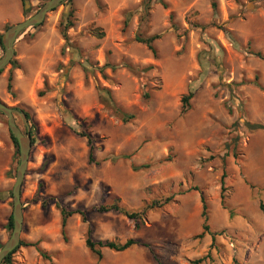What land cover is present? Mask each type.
<instances>
[{"label": "rangeland", "instance_id": "1", "mask_svg": "<svg viewBox=\"0 0 264 264\" xmlns=\"http://www.w3.org/2000/svg\"><path fill=\"white\" fill-rule=\"evenodd\" d=\"M0 1L6 2L0 5L3 33L46 0H28L26 13L21 0ZM145 2H64L15 41V54L0 75V99L29 113L35 139L22 186L21 240L38 241L49 258L21 246L13 264H193L207 254L202 264H264V129L253 127H264V60L251 53H264V0H151L142 24ZM71 10L73 24L64 35ZM97 28L102 36L95 35ZM138 30L161 34L157 58L135 40ZM123 60L144 70L100 73L104 63ZM10 69L12 93L6 87ZM96 83L110 88L136 118L123 123L100 101ZM188 91L194 92L191 108L182 112ZM16 118L24 130L18 112ZM83 128L96 136L97 163L88 162L87 141L77 134ZM18 161L7 118L0 115V248L11 233L9 191ZM143 164L148 167L136 169ZM223 172L227 208L220 203ZM194 186L204 190L209 207L210 231L203 237ZM46 196L70 208L118 200L130 211L166 196L171 201L149 209L139 225L121 213H89L95 239L150 244L103 249L100 259L85 245L88 223L78 214L69 219L64 242L55 203L41 208Z\"/></svg>", "mask_w": 264, "mask_h": 264}, {"label": "trees", "instance_id": "2", "mask_svg": "<svg viewBox=\"0 0 264 264\" xmlns=\"http://www.w3.org/2000/svg\"><path fill=\"white\" fill-rule=\"evenodd\" d=\"M23 7L25 5V0H21ZM47 1V0H46ZM72 0H67L65 3H69ZM150 3L151 0H147V2L144 3V11L140 16V22L146 23L147 22V17L149 15V9H150ZM164 7L167 8L168 4L162 2ZM214 7H216V4H213ZM26 9L24 8V13H26ZM72 10L69 12L68 14V19H67V23L64 25L63 28V33L64 35H66V30L68 27L72 26V21L70 20V16L72 15ZM172 24L174 26L175 30H178V26L177 24L174 22V13L170 12L169 15ZM126 24L128 23V19H126ZM125 24V25H126ZM10 25H6L5 30L9 27ZM33 26V27H37ZM195 26L197 27H201V28H205L204 25H199V24H195ZM95 32V35L97 36H102L103 32L100 29H94L93 30ZM227 31V30H226ZM161 37V34L159 33H155L152 35H145L141 30L136 33L135 35V40L139 43L144 44L147 49L152 53L154 58L158 57V50L155 46V42L156 40H158ZM0 50H4L3 47V42H2V33H0ZM252 54H254L255 56L261 58L264 60V53H262L261 51L258 50H252L251 52ZM14 65H16V67H19L17 65V63L14 61L13 62ZM152 67V66H149ZM107 68H110L112 72H115L116 70H118L119 68H126L128 69L130 72L134 73V74H139L142 70H144V68L140 67L139 65H133L132 63H130L129 61L123 60L120 63H111V62H106L103 64L102 67L99 68L100 73L103 75V77H106V73L105 70ZM3 72V70H0V75ZM257 81V80H256ZM258 84V83H257ZM260 86V84H258ZM7 90L9 92L12 93V87H13V69H10L8 76H7ZM96 89L98 91V97L100 99V101L102 103H104L105 105H107L108 107H110L115 114H117L121 120L123 121V123L128 124L130 122H132L135 118H136V114L135 113H131V112H127L125 111L115 100L113 93L111 91L110 88L105 87V86H100L99 83H96ZM45 93V91H40L38 93V95H43ZM194 96V92L193 91H188L187 94H185L182 98V112H186L187 110H189L191 108V99ZM143 98L146 100H149L151 98V92L150 91H145L143 93ZM24 111L29 124H31V118L30 115L27 111ZM0 115H4L3 113L0 112ZM16 116V114H15ZM17 119V118H16ZM253 127H259L264 129V127L262 125H255ZM10 134V138L14 144V147L16 149V153L18 152V143L17 140L15 139V137L12 135V133L9 131ZM78 135L84 137L87 141V145H88V162H96L95 158H94V153H95V149H96V136L93 135L91 132L87 131L86 129H81L80 131L77 132ZM31 136H32V131H31ZM35 143V139L32 136V146ZM168 159H172L171 156H168ZM97 163V162H96ZM148 167V165L143 164L137 168H146ZM226 177L225 172H223L221 179H220V203L222 205L223 208H227L226 206V195H225V182H224V178ZM192 189L196 190L199 192L200 194V201L202 204V210H201V217L203 219V223H202V231L201 233L198 235V237H203L206 233H209L210 231V226H209V207H208V203H207V197L204 193V190L201 189L199 186H194L192 187ZM10 196L12 197V190L9 191ZM39 200L38 195L36 194L33 201H37ZM41 200V208L43 211H46L49 206L51 205L52 202L55 203L56 208L59 209L60 211V216H61V234L63 237V240L65 243L69 242V237H68V232H67V225H68V221L69 219L78 214L80 215L81 219L83 222L88 223V216L89 213L91 212H99V213H103V212H115V213H121L124 216H126L128 219L134 220L136 222L137 225H139V222L142 219V216L149 210V209H154V208H160L163 207L164 205L168 204L171 201V197L170 196H166L164 197L162 200H156V201H152L148 204H145L141 210L139 211H130L128 209H126L125 207L121 206L119 204L118 200H114L108 204H101V205H95V206H91L88 208H81V207H77V208H70L67 205H63L60 202V198L59 197H54V196H46V197H40ZM13 227V218H12V214L10 213L8 215L7 218V223H6V229L8 231L11 232ZM93 232H94V226L91 225L90 223L87 224V228H86V237H85V245L87 247V249L89 250L90 253L96 255L98 258L102 259L103 258V249H108L114 252H123L126 251L130 248H134L136 246L142 245L145 247H150V244L147 242L142 241L141 239L138 238H129L125 241H119V240H110V239H95L93 237ZM212 241H214V236L212 234ZM21 246H26V247H35L36 249H38L42 256L44 258H49V256H46V254L41 250V248L39 247V242L35 241V242H27L25 240H21L19 245L12 251L10 252L6 258L3 260V262L1 264H13V256L14 254L17 252V250L21 247ZM206 257H209L208 254L200 257V258H196L192 261L193 264H202V262L204 261V259Z\"/></svg>", "mask_w": 264, "mask_h": 264}, {"label": "water", "instance_id": "3", "mask_svg": "<svg viewBox=\"0 0 264 264\" xmlns=\"http://www.w3.org/2000/svg\"><path fill=\"white\" fill-rule=\"evenodd\" d=\"M67 0H47L42 6L32 15L23 20L11 24L2 33V42L4 47L3 55L0 57V70L6 68L11 62L15 54V41L28 28L41 24L49 12L56 9L58 6ZM30 3L25 0L24 8L28 10ZM0 112L7 118L9 131L15 137L18 143L19 161L16 167L15 179L12 185V218L13 227L7 241L0 248V264L6 256L12 252L21 241V233L23 229V203L21 200L22 186L26 175L29 158L32 148L31 127L24 111H17L0 99ZM19 113L22 117L26 128L23 130L17 123L15 114Z\"/></svg>", "mask_w": 264, "mask_h": 264}, {"label": "crops", "instance_id": "4", "mask_svg": "<svg viewBox=\"0 0 264 264\" xmlns=\"http://www.w3.org/2000/svg\"><path fill=\"white\" fill-rule=\"evenodd\" d=\"M5 3H6V2L0 1V5H1V4H4V5H5ZM5 6H6V5H5ZM2 8H3V7H2Z\"/></svg>", "mask_w": 264, "mask_h": 264}]
</instances>
